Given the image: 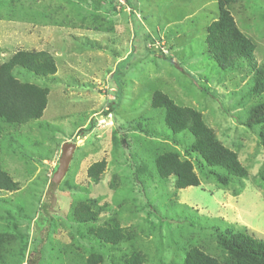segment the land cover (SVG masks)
Segmentation results:
<instances>
[{"label":"rangeland","instance_id":"rangeland-1","mask_svg":"<svg viewBox=\"0 0 264 264\" xmlns=\"http://www.w3.org/2000/svg\"><path fill=\"white\" fill-rule=\"evenodd\" d=\"M30 1L19 0L18 4ZM76 1L83 7L95 3ZM228 8L239 28L257 43L256 58L264 63V0H244ZM22 12L0 19V63L18 48H36L51 51L59 64L57 79L48 83L51 92L43 117L23 125L22 132L13 133L21 146L14 151L5 147L2 155L4 165L21 181L19 191L0 192V196L12 202L2 206L9 213L8 220H15L30 235L26 261L32 258L34 264H71L57 248L59 241H70L59 218L71 204V197L57 192L64 178L71 185L90 189V195L107 201L111 210L118 209L116 199H129L121 201L125 205L119 209L122 224L150 227L147 199L129 162L130 158L142 159L155 171L151 153L165 143L160 137L127 129L143 119L147 128L165 132L161 111L151 107L155 89L167 92L180 104L202 110L217 136L239 153L254 177L245 180V188L238 195L213 182L188 186L176 193L174 176L165 185L149 186V197L157 208L150 220L158 224L160 217H167L161 232L148 229L140 234L149 256L146 264H181L178 246L185 245L189 235L185 227L193 217L221 229L226 224L246 226L264 238V181L258 177L264 173V153L257 134L239 121L264 94L244 99L248 79L241 80L235 71L220 69L208 52L206 27L218 17V0H103L91 11L106 18L99 30L36 25L33 20L22 19ZM87 39L95 40L100 47H80ZM162 49L170 58L163 57ZM204 85L211 92L202 91ZM39 123L43 128H37ZM115 130L129 134L131 147L124 150L125 155L114 146ZM65 142H74L77 148L66 175L55 183L52 177ZM29 156L32 161L26 164L23 160ZM102 158L108 161L107 171L99 183H88V166ZM115 174L118 193L109 184ZM78 193V197L85 195L84 191ZM107 216L103 214L101 219ZM205 233L209 235L210 230ZM129 247L125 244L121 248L126 251Z\"/></svg>","mask_w":264,"mask_h":264},{"label":"trees","instance_id":"trees-1","mask_svg":"<svg viewBox=\"0 0 264 264\" xmlns=\"http://www.w3.org/2000/svg\"><path fill=\"white\" fill-rule=\"evenodd\" d=\"M18 1L0 0V19L14 15L18 10L21 13L23 8L25 12H22V19L33 20L37 25L60 28L72 26L91 30H99L105 26V17L91 13L92 8L98 9L103 0H94L95 3L87 4L88 7H83L76 0H48V3L45 0H31L21 5ZM243 1L218 0V17L207 25L205 42L208 52L216 59L220 69L235 71L241 80L248 79V91L243 96L247 99L262 97L264 94V63L256 58L257 43L239 28L228 8ZM76 5L79 7L76 8ZM82 46L100 47L95 40L90 39L80 45ZM162 52L163 57L170 58L169 53H164L163 49ZM58 71L56 56L45 49L18 48L0 63V192L13 193L21 188V181L4 165L2 155L5 147L6 150L12 148L14 151L21 146L15 138L17 134L13 133L22 132L23 125L33 124L43 117L51 92L48 83L57 79ZM201 89L205 93L211 92L207 85ZM151 107L161 111L165 132L147 128L143 119L132 122L129 126L131 128L127 129L131 130L130 133L145 132L151 138L160 137L165 143L154 147L151 153L155 171H151L148 162L142 159L130 158L129 162L147 199L145 209L150 227L145 229L122 224L119 209L123 210L125 205L121 201L129 199H116L118 209L111 210L107 201L102 202L100 197L91 196L90 189L81 184L71 185L64 178L57 192L71 197V204L68 212L60 213L59 218L62 219L61 226L68 231L70 241H59L57 248L69 263L146 264L149 256L140 242V234H145L148 229L151 232L153 229L161 232L167 217H160L158 224L150 220L154 216L153 211L157 210L148 194L149 186L153 184L165 185L174 176L176 193L188 186L213 182L219 188L238 195L245 188V180H253L254 176L241 161L239 153L225 145L217 136L202 110L178 103L161 89L152 92ZM239 121L257 134L258 145L264 153V97L249 108L245 119ZM37 128H43V125L39 123ZM113 143L123 152L131 147L129 134L119 130L113 133ZM27 160L32 161V157L23 160L29 164ZM107 168L106 158L91 163L87 168V182L99 183ZM258 177L264 181V173H259ZM109 184L114 192H119L116 174ZM81 191L85 192L84 197H78V192ZM10 202L0 196V264H34L32 258L25 260L29 233L21 229L15 220H8L9 213L2 209L3 205ZM194 211L198 213L197 210ZM195 212L189 211V214ZM106 213L107 218L102 220ZM185 230L189 233L185 237V245L178 246L181 264H264V238L257 237L246 226L226 224L221 229L199 217H193ZM207 230H210L209 235L205 233ZM125 244L130 247L123 251L121 247ZM115 252L120 253L115 255Z\"/></svg>","mask_w":264,"mask_h":264},{"label":"water","instance_id":"water-1","mask_svg":"<svg viewBox=\"0 0 264 264\" xmlns=\"http://www.w3.org/2000/svg\"><path fill=\"white\" fill-rule=\"evenodd\" d=\"M77 144L74 142H65L61 146V156L59 158V165L57 170L54 172L52 181L55 183L61 182V180L66 175L70 162L73 158Z\"/></svg>","mask_w":264,"mask_h":264},{"label":"crops","instance_id":"crops-1","mask_svg":"<svg viewBox=\"0 0 264 264\" xmlns=\"http://www.w3.org/2000/svg\"><path fill=\"white\" fill-rule=\"evenodd\" d=\"M37 25V24H36Z\"/></svg>","mask_w":264,"mask_h":264}]
</instances>
